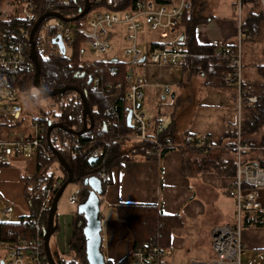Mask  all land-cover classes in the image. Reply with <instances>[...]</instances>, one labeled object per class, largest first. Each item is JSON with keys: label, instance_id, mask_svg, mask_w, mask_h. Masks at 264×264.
I'll list each match as a JSON object with an SVG mask.
<instances>
[{"label": "crops", "instance_id": "obj_1", "mask_svg": "<svg viewBox=\"0 0 264 264\" xmlns=\"http://www.w3.org/2000/svg\"><path fill=\"white\" fill-rule=\"evenodd\" d=\"M23 4L24 0H0V21L14 16L20 18ZM237 4L238 0H217L213 5L208 0H192V8L186 15L188 20L180 24L177 37L189 53L179 62V77L172 84L156 86L155 83L147 82L143 87L141 111L146 117L161 122L170 131L173 146L157 157L131 153L129 150L132 144L126 151H121L122 143L119 145L120 154L126 157L110 169L109 184L103 194L99 195L100 250L109 264L125 261L132 251V234L127 221L119 215V207L122 205H152L163 214L180 217L181 223L171 228L169 243L165 247L164 264H190L192 260L210 259V228L236 220V202L227 192L236 173L232 150L234 144L229 143L226 129L227 125L233 124L236 130L239 120L242 124V111L237 104L236 89L224 82L228 64H224L225 60L215 56L214 52L219 45L235 48L238 37ZM240 4L242 27L249 32L246 22L251 6L241 0ZM259 7L261 9L260 3ZM57 22L53 18L46 25L51 26ZM187 26H190L189 30ZM250 32L251 36H242L240 42L242 77L254 86V82L261 80L260 68L264 66V48L261 44L264 42V32L255 36L253 31ZM190 39L194 40L192 44L189 43ZM122 41L124 45V39ZM154 41H157V36L147 39L146 46L141 47L138 37V45L145 52ZM120 53L112 52L111 55L113 58L121 57L122 48ZM145 62L137 64L136 71ZM142 68L137 71L141 76L144 75ZM164 86L169 87L168 93L164 92ZM154 87L161 88L158 98L160 103H151ZM1 88L4 89L3 85ZM2 101L6 102L3 96ZM2 101L0 104L5 103ZM164 107L168 112L164 111ZM1 117L11 123V126L3 125L9 133L2 139L14 138L17 133L25 137L31 135V124L28 129H22L17 124L16 130L10 129L14 126L10 116L0 113ZM253 137L260 142V136ZM197 141H205L210 148L197 147ZM36 166V159L0 157V210L4 204L12 205L13 220L29 212L21 177L34 174ZM259 197L264 204V189L260 190ZM80 218H75V225ZM245 229L248 230L244 232ZM243 233L244 248L248 245L264 252V228L243 227ZM1 249L3 259L0 264H3L6 251Z\"/></svg>", "mask_w": 264, "mask_h": 264}, {"label": "trees", "instance_id": "obj_2", "mask_svg": "<svg viewBox=\"0 0 264 264\" xmlns=\"http://www.w3.org/2000/svg\"><path fill=\"white\" fill-rule=\"evenodd\" d=\"M32 3L35 15L40 16L46 11H58L64 18L77 15L84 6V0H28ZM138 0H89L91 8H103V10L122 11L131 9ZM242 3H250L246 28L256 34L264 32V19H262L261 9L257 0H241ZM188 12V11H187ZM187 12L184 13L182 21L188 20ZM91 16V15H90ZM84 15L75 21H64L57 19L66 26H82L86 24L90 17ZM52 17L43 20L38 31L34 34L35 49L37 52L38 63L40 66V85L46 90H54L65 86H74L84 93L87 104L91 111L93 120L92 127L80 135L72 132L54 128L50 132L51 145L65 158V161L73 170L74 178L79 182L80 187L77 201H82L88 192V185L83 180L97 175L98 173L109 174L113 166H117L126 156L120 154L119 145L123 143V138L132 133V128L126 123L127 100L125 98L126 89H104L94 88L88 82L89 72L95 67L92 64L86 74H78L85 70V61L81 60L84 52V46L88 45L89 38L79 34L70 47V54H61L58 47L52 43L51 39L58 33L56 26H47L46 31L41 34V28L46 26V22ZM84 21V22H83ZM35 21H26L16 16L0 21V36L6 42L16 40L25 41L27 52H30L29 33ZM188 30L190 26H187ZM24 33H26L24 35ZM264 36V34H262ZM260 40V39H259ZM178 43L182 44L181 41ZM193 39L189 40L192 44ZM156 43V42H155ZM153 43V44H155ZM264 48V42H261ZM29 60L31 61L30 57ZM221 60V59H220ZM97 63V62H95ZM109 64L116 67V75L110 79L114 82L121 81L125 84L124 78L127 73L129 62L124 59L109 60ZM33 64V62H32ZM224 64L226 62L224 61ZM227 70L229 71V66ZM34 64L30 70L6 73V85L3 88H12L16 94H22L25 98L21 100L16 96L14 101L22 105L27 102L34 105L37 109V115L32 119V124H37L40 129L41 146L50 151L51 157L48 160L37 158L36 171L32 175H23L25 190V199L28 204L29 212L26 216L11 220L0 221V241L18 243L20 238H30L34 234L32 221L39 219L46 224L48 207H43L46 193L49 191L52 183H61L67 177L65 169L58 164L56 156L47 145L46 135L49 123L58 122L70 130H79L82 127V101L80 95L75 90H66L56 95H46L40 92L34 86ZM261 80L254 82V86L243 76L242 82L244 91L242 96L255 95L256 101L250 104L242 103V143L250 146L258 144L253 135L264 137V66L260 68ZM247 80V81H246ZM224 82L229 84L226 79ZM254 87V90H252ZM36 90V94L31 90ZM45 99L46 105L38 104L37 99ZM112 105L115 112L105 114L108 105ZM22 116L18 120H12V124H19ZM11 123L0 118V126ZM61 136V137H58ZM236 130L233 124L227 125L226 137L230 144H235ZM259 138V139H260ZM194 140L193 142H195ZM146 145L142 142H133L130 152L143 153ZM97 151V153H95ZM91 157L96 160L90 161ZM57 162L58 168L62 172V177L53 179L50 171L51 164ZM262 166L264 163L260 162ZM60 179L62 180L60 182ZM109 184V177L101 180L102 194ZM119 215L127 221L129 230L133 237L132 251L142 248H149L152 245H161L166 247L169 243L171 228L181 223L178 215L163 214L161 210L152 205H122L119 207ZM80 217L76 213L74 218ZM243 227L264 228V209L256 211H246L242 218ZM56 230L58 225L55 226ZM83 225L78 226V222L73 229L70 243V250L73 252V260L63 262V264H87L85 260V239L82 231ZM131 251V252H132ZM105 264H109L105 261Z\"/></svg>", "mask_w": 264, "mask_h": 264}, {"label": "built area", "instance_id": "obj_3", "mask_svg": "<svg viewBox=\"0 0 264 264\" xmlns=\"http://www.w3.org/2000/svg\"><path fill=\"white\" fill-rule=\"evenodd\" d=\"M262 14H264V0H259ZM192 8V0H138L131 9L122 11L102 10L94 12L82 26H66L57 22L58 33L66 49L70 50L77 35L82 34L89 38L88 46L96 53L100 59H90L85 61L84 69L78 74L84 75L92 64L95 67L89 72L91 84L99 90L104 89H126L125 98L127 100V112H130V127L132 133L123 138L124 141L134 140L142 142L146 146L143 149L144 156H159L162 152L173 146L170 131L158 121H154L145 116L140 109V104L144 99L143 87L145 86L142 76L137 73L136 65L144 57V62L161 65H177L180 60L189 55L188 51L177 42L179 35L180 21L185 12ZM33 5L28 0H24L20 18L26 21H36L37 16L33 12ZM238 12L237 43L232 49L230 45H219L216 47L214 55L222 58L229 66V71L225 79L229 84H233L237 92L238 107L242 103H253L256 96L249 95L243 97L242 82V54L240 42L242 36H251V32H246L242 27L241 4L238 0L236 7ZM46 25L41 28V32L46 31ZM146 28L150 32L156 33L157 41H154L150 49L145 52L138 45L140 32ZM26 33H24L25 35ZM124 39L121 57L113 58V41L115 38ZM156 42V43H155ZM155 43V44H153ZM124 59L130 65L125 75V84L121 81L114 82L110 78L116 75V67L109 64L113 59ZM97 62V63H95ZM33 67L29 60L25 41L16 40L6 42L0 36V103L2 96L6 98L5 104L0 107V113L7 114L12 120H18L22 113V105L14 101L16 92L12 88H4L6 77L4 74L30 70ZM164 92H169V87L164 86ZM9 101V102H7ZM112 105H108L105 114L114 113ZM32 133L25 137L22 133H17L14 138H0V157H21L27 160L41 158L48 160L51 157L50 151L41 146L40 129L37 124H32ZM241 121L236 124L235 144L232 150L235 155L236 173L232 185L228 188V195L236 202V220L232 223L214 225L209 230V246L212 257L208 260H192L190 264H241L240 255L244 249L242 237L243 225L241 218L246 211H256L264 209V204L260 200V190L264 189V137L255 146L242 143ZM196 146L203 149L210 148L205 141H197ZM97 152V151H96ZM258 155L254 156V153ZM258 156V157H257ZM100 180L105 179L107 173L96 175ZM58 186L57 182L52 183L50 190L46 193L43 207H49L52 196ZM76 193L68 197L69 204H76ZM1 215L4 221L13 220V206L4 204L1 207ZM34 234L30 238H20L19 242L0 241V246L6 251V260L3 264H49L43 241V229L45 223L39 219L32 221ZM165 248L161 245H152L149 248L133 250L129 257L119 264H164Z\"/></svg>", "mask_w": 264, "mask_h": 264}, {"label": "water", "instance_id": "obj_4", "mask_svg": "<svg viewBox=\"0 0 264 264\" xmlns=\"http://www.w3.org/2000/svg\"><path fill=\"white\" fill-rule=\"evenodd\" d=\"M91 8L89 0H84V6L81 9V11L69 18H64L58 11H46L34 22L30 33H29V43H30V52H29V57L31 61L34 64V86L42 93L46 95H56L58 93H63L66 90H75L79 93L81 101H82V127L81 129L75 131V130H70L66 128L63 124L58 123V122H53L49 123L47 127V135H46V140H47V145L49 149L52 151V153L56 156L57 162L59 165H61L66 173L67 177L64 181L60 183L58 188L55 190L50 205L48 207V213H47V218H46V224L43 229V241H44V248H45V253L48 259L49 264H63L61 260L56 261L52 257V254L50 252L49 248V240L53 232L56 230L55 228V212L57 208V202L58 199L65 188V186L68 183L73 182L76 180L74 178V173L70 165L65 161V158L55 149L50 142V132L54 128H59L64 131H69L72 132L75 135H80L84 133L85 131L89 130L92 125H93V120L91 117V111L90 108L87 104L85 95L83 92H81L78 88L74 86H65L61 88H57L54 90H46L41 87L39 79H40V66L38 63V58H37V52L35 49V42L33 40L34 34L38 31L39 26L43 22L44 19L48 17L64 20V21H75L84 15H86ZM52 43H54L57 47L58 50L61 54H65V48H64V43L61 38L60 34H57L55 37L51 39ZM144 61V57L140 59V62ZM88 82H91V76H88ZM126 123L128 126H130V112H127L126 115ZM90 161L96 160V157H91L89 159ZM84 184H87L89 189L87 192L86 197L80 201L77 204V213L81 216V218L78 220V226L83 225L82 231H83V236L85 239V260L87 264H105V260L103 258V254L101 253L100 250V245H101V216H100V198L99 195L102 192V187H101V180L93 175L90 176L86 179L83 180ZM2 264V263H1Z\"/></svg>", "mask_w": 264, "mask_h": 264}, {"label": "rangeland", "instance_id": "obj_5", "mask_svg": "<svg viewBox=\"0 0 264 264\" xmlns=\"http://www.w3.org/2000/svg\"><path fill=\"white\" fill-rule=\"evenodd\" d=\"M217 0H208L210 5H213L216 3ZM103 8H95L92 9L87 13V16H90L92 13L96 11H102ZM53 18H50L48 21H52ZM84 22V21H83ZM143 34L139 36V45L141 47L146 46V40L150 38H156V33L150 32L146 28H144V31L142 32ZM43 35V32H41ZM123 46V41L121 38H115L114 39V46L112 52L118 53L120 55L121 48ZM116 51H115V49ZM111 52V54H112ZM66 55L70 54V50L66 49L65 52ZM101 56L94 52L88 45L84 46V52L81 55V60L86 61V60H92V59H100ZM142 68V72L144 75H142L144 83H155L156 86L164 84V83H174V80H176L179 75H177V72L179 71L178 69L181 68L180 64L178 65H161V64H156V63H149L145 62ZM137 68V71H139L140 67ZM145 76V77H144ZM146 78V80H145ZM31 93L36 94V90L32 89ZM161 93V88L160 87H154L153 89V96L151 98V103H160L159 95ZM17 97L21 98L23 100L25 97L22 94H16ZM169 98V95L166 99ZM38 104L41 106L46 105V100L45 99H37ZM150 101V99H149ZM5 104V103H3ZM3 104H0V107L3 106ZM165 104V103H164ZM143 109H147L146 107H143ZM167 108L164 107V111H166ZM168 112V111H166ZM22 119L19 124L16 126L21 125L20 127L23 129H28L30 126V123L32 119L37 115V109L34 107V105H31L27 102H24L22 106ZM16 126L10 127L13 129H17ZM9 133V130L7 128H4V126H0V136L1 138L3 136H7ZM61 137V136H58ZM134 140H126L121 144V151H126L131 144H133ZM95 153H97L95 151ZM58 164L57 162H53L51 164V173L53 176V179H56L57 177L61 178L62 177V172L61 170L57 167ZM62 180L60 179V182ZM58 183V182H57ZM60 183H58V186ZM52 186V185H51ZM57 186V188H58ZM80 187L79 182L73 181L71 183H68L65 188L63 189L58 202H57V208L55 212V225H59L58 229L53 232V234L50 237L49 240V248L50 252L52 254V257L54 260L59 261L63 260L65 262L73 260V252L70 250V243H71V238H72V232L75 225V215L77 213V204H69L68 203V197L74 193L77 192L78 188ZM51 188V187H50ZM56 188V189H57ZM50 190V189H49ZM12 218H14L12 216ZM78 222V221H77ZM248 229H245L247 231ZM244 234V233H243ZM2 247L0 246V260L3 259V250L1 249ZM240 262L241 264H264V252H261L258 249L252 248L248 245L243 249L241 255H240Z\"/></svg>", "mask_w": 264, "mask_h": 264}]
</instances>
